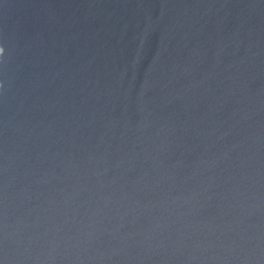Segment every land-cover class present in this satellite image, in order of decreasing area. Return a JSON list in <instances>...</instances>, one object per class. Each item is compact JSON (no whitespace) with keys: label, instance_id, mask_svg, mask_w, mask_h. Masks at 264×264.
<instances>
[{"label":"water","instance_id":"1","mask_svg":"<svg viewBox=\"0 0 264 264\" xmlns=\"http://www.w3.org/2000/svg\"><path fill=\"white\" fill-rule=\"evenodd\" d=\"M0 264H264V0H0Z\"/></svg>","mask_w":264,"mask_h":264}]
</instances>
